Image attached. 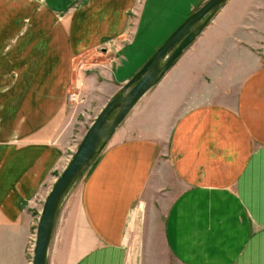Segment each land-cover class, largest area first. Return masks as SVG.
Returning a JSON list of instances; mask_svg holds the SVG:
<instances>
[{"label":"crops","instance_id":"1","mask_svg":"<svg viewBox=\"0 0 264 264\" xmlns=\"http://www.w3.org/2000/svg\"><path fill=\"white\" fill-rule=\"evenodd\" d=\"M22 1L45 34L26 71L64 82L58 96L43 93L44 116L54 115L43 129L20 148L0 141V264H31L32 205L65 167L89 81L113 94L142 65L133 68L135 42L167 24L165 39L206 0ZM18 2L0 0V14ZM67 196L46 264H144L142 225L156 206L173 264H264V0H227Z\"/></svg>","mask_w":264,"mask_h":264},{"label":"rangeland","instance_id":"2","mask_svg":"<svg viewBox=\"0 0 264 264\" xmlns=\"http://www.w3.org/2000/svg\"><path fill=\"white\" fill-rule=\"evenodd\" d=\"M50 1H58V4L61 3L60 5L64 7L67 0ZM26 2L19 0V8L17 10L10 9L9 6L3 5L2 12L0 14V20L3 21L0 25V34H2L1 36L3 38L2 43L4 61V65L0 68V130L2 131V137H0V141L2 142L3 147L14 146L16 148H20L18 144H22V140H26L28 135L26 134L27 131L36 132L43 129V124L54 116L50 115L49 113H45L44 116L43 93L46 92L47 94L58 96V94H60V85H62L64 82V74L62 73H32L26 71L28 68V62L31 63V60H34L32 57L33 54L36 55V60L34 61H36L37 64V54L42 51V45H39V43L42 42V38L45 35L44 32L38 31V25L33 27V15L29 7L30 2ZM75 2L76 0L73 2V4ZM150 2L149 5L151 4ZM34 14L37 15L38 11L35 10ZM60 14L62 15V13ZM190 14H188V16ZM188 16H186V18ZM186 18H184V20ZM59 20V17H57L56 20H52L51 29L54 25L55 27L59 25V23H57ZM184 20H182L175 28H173V30L165 39L163 38L165 33L171 29V26H167V24L161 32H157L155 35L140 37L141 39L136 41L133 45V50H136L137 52V56L133 63V68L142 63L140 66L141 68L143 64L152 56L155 50ZM39 39L40 41L37 42ZM10 45L13 47V49L18 45V48L15 49L16 51L11 53L12 47ZM15 59L17 60L16 62ZM11 64L13 65L11 66ZM135 73L131 74L130 78L134 76ZM98 83H102L101 79H95L92 82L89 81L88 88L85 92L87 95L86 101L81 102L79 100V103H77L78 105H74V133L71 137L69 146L65 147V151H63L61 154L63 155L62 162L64 166H66L72 158L87 128L94 120L100 109L110 99L117 96L124 85L123 84L121 88L115 90V92L110 95V89L106 87L98 88L96 87V84ZM49 85H51L50 88H48ZM126 91H128V89ZM39 98H41L40 101L38 100ZM73 103L76 104V102ZM54 105L57 107L58 101H56ZM96 155L92 157L88 166L82 171V173L68 189L63 200L80 185L88 168L96 158ZM58 172L61 173L62 170L57 169L55 173L57 174ZM60 173L57 174L56 177H58ZM53 181L54 179L51 180V183L49 182L46 185L45 192L42 193L43 196L36 198L32 205L35 224L33 230V240L31 244V256L39 215L44 203V199L51 186L55 182ZM68 197L69 196H67V198ZM67 198L65 200H67ZM156 208L158 210L155 212L156 217H150L148 214L146 219L147 221L144 222V225H142L144 229L147 227V239H149V248H144V251L141 250L145 252L144 264H173L169 255L166 253V249L161 238L162 210L159 206H156ZM151 215H154V213L152 212ZM149 221H151L150 227ZM142 261L139 262L138 260L136 264H143Z\"/></svg>","mask_w":264,"mask_h":264},{"label":"water","instance_id":"3","mask_svg":"<svg viewBox=\"0 0 264 264\" xmlns=\"http://www.w3.org/2000/svg\"><path fill=\"white\" fill-rule=\"evenodd\" d=\"M227 0H206L155 50L143 66L110 99L87 128L72 158L48 191L37 222L31 264H46V254L60 204L68 189L88 166L140 98L155 86L196 40ZM128 89V91H126Z\"/></svg>","mask_w":264,"mask_h":264}]
</instances>
